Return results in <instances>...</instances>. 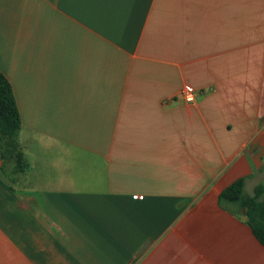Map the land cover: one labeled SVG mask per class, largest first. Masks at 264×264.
Here are the masks:
<instances>
[{
	"label": "crops",
	"instance_id": "obj_1",
	"mask_svg": "<svg viewBox=\"0 0 264 264\" xmlns=\"http://www.w3.org/2000/svg\"><path fill=\"white\" fill-rule=\"evenodd\" d=\"M0 72V264H264V0H0Z\"/></svg>",
	"mask_w": 264,
	"mask_h": 264
},
{
	"label": "trees",
	"instance_id": "obj_2",
	"mask_svg": "<svg viewBox=\"0 0 264 264\" xmlns=\"http://www.w3.org/2000/svg\"><path fill=\"white\" fill-rule=\"evenodd\" d=\"M21 121L11 84L0 72V160L3 165H12L22 170L24 162L19 151L17 136ZM10 162V163H7ZM244 178H239L219 193L218 205L223 208L236 206L246 211V224L253 237L264 247V185L253 189L252 195L244 191Z\"/></svg>",
	"mask_w": 264,
	"mask_h": 264
},
{
	"label": "built area",
	"instance_id": "obj_3",
	"mask_svg": "<svg viewBox=\"0 0 264 264\" xmlns=\"http://www.w3.org/2000/svg\"><path fill=\"white\" fill-rule=\"evenodd\" d=\"M183 97H184V101L187 102V103H192L193 102V99H194V96L191 92H185L183 94ZM134 199H142L141 196H133Z\"/></svg>",
	"mask_w": 264,
	"mask_h": 264
},
{
	"label": "rangeland",
	"instance_id": "obj_4",
	"mask_svg": "<svg viewBox=\"0 0 264 264\" xmlns=\"http://www.w3.org/2000/svg\"><path fill=\"white\" fill-rule=\"evenodd\" d=\"M7 163H10V162H7ZM264 185V184H263ZM263 199V201H264V197L262 198Z\"/></svg>",
	"mask_w": 264,
	"mask_h": 264
},
{
	"label": "water",
	"instance_id": "obj_5",
	"mask_svg": "<svg viewBox=\"0 0 264 264\" xmlns=\"http://www.w3.org/2000/svg\"><path fill=\"white\" fill-rule=\"evenodd\" d=\"M244 212H246V211L244 210Z\"/></svg>",
	"mask_w": 264,
	"mask_h": 264
}]
</instances>
